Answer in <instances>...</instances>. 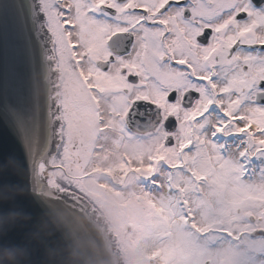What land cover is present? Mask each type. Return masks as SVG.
<instances>
[{"label": "snow or ice", "instance_id": "6c2138e0", "mask_svg": "<svg viewBox=\"0 0 264 264\" xmlns=\"http://www.w3.org/2000/svg\"><path fill=\"white\" fill-rule=\"evenodd\" d=\"M141 124L157 129L155 147L118 168L160 191L168 169L169 194H130L122 234L170 239L132 264H264V0H0V128L11 137L0 138V243H22L57 202L98 195L77 138ZM225 137H239L236 156ZM53 150L75 170L68 187L38 178V191L14 195L17 170L49 167Z\"/></svg>", "mask_w": 264, "mask_h": 264}, {"label": "flooded vegetation", "instance_id": "af4514ba", "mask_svg": "<svg viewBox=\"0 0 264 264\" xmlns=\"http://www.w3.org/2000/svg\"><path fill=\"white\" fill-rule=\"evenodd\" d=\"M102 112L105 120H109V111L107 108H102ZM152 124H155L156 117L153 116ZM139 130V131H136ZM157 129L146 124L140 126L132 125L130 128L121 132L118 128L112 126H103L101 129L96 130L95 139L89 140L88 137L77 138V143L83 139L85 145L88 146V150L91 152V159L87 163L88 177L84 181L85 185L94 189L98 194L96 199H93V206L100 211V206L104 203H108V214L105 215L108 223V228L113 234L117 247L123 257V264H132V258L134 252L142 250L145 254L152 251L155 243L153 239L161 236L158 230L147 231L138 240H132L129 242L127 238L122 234V224L125 219V215L133 208V203L130 201V194L133 190V182L136 181L138 186L142 187L143 191L148 189L152 192H159L151 183L145 182L140 178V175L130 171H125L124 177L121 180H116L111 177V171L115 162H124L127 159V153L133 152L137 149L138 145H142L144 148L149 146L155 147L153 139L156 136ZM122 137V138H121ZM222 145H227L225 152L228 155L236 156L239 151L238 145L240 144L239 137L232 140H228L226 137L218 141ZM61 162V157L54 153L50 160V173L53 176V181L59 183L61 186L68 187V184L72 181L75 175V170H69L67 167H57ZM168 169L161 167L160 176L158 177L159 183L165 187L167 179L165 174ZM75 191V189H71ZM109 199L106 194L110 191ZM117 191H121L122 195L115 194ZM123 194H125L123 196ZM112 198V200L110 199ZM134 203H137L134 201Z\"/></svg>", "mask_w": 264, "mask_h": 264}, {"label": "water", "instance_id": "95a60500", "mask_svg": "<svg viewBox=\"0 0 264 264\" xmlns=\"http://www.w3.org/2000/svg\"><path fill=\"white\" fill-rule=\"evenodd\" d=\"M0 138L6 142L11 140L7 130L3 128H0ZM43 170L45 168L40 171L34 168L18 169V174L25 183L14 186L13 194L26 196L38 191V178L47 181ZM79 196L78 203L64 199L52 207L45 208L31 223L22 243L10 246L0 243V250L25 248L29 254V264H48L49 260L54 264H122L114 238L107 230L102 216L97 214L83 196ZM9 215L14 216L10 222H18L20 226L28 225L32 220L31 215L26 213ZM42 220H47L50 227L40 231ZM70 253H74V256Z\"/></svg>", "mask_w": 264, "mask_h": 264}, {"label": "clouds", "instance_id": "9594fccd", "mask_svg": "<svg viewBox=\"0 0 264 264\" xmlns=\"http://www.w3.org/2000/svg\"><path fill=\"white\" fill-rule=\"evenodd\" d=\"M14 218L13 215L7 214V221ZM6 227V218L0 216V232H2ZM49 222L47 220H42L39 225V230L43 231L49 228ZM74 256V253H70ZM28 252L22 247L4 248L0 250V264H29ZM48 264H54L53 261L49 260Z\"/></svg>", "mask_w": 264, "mask_h": 264}, {"label": "rangeland", "instance_id": "374dc122", "mask_svg": "<svg viewBox=\"0 0 264 264\" xmlns=\"http://www.w3.org/2000/svg\"><path fill=\"white\" fill-rule=\"evenodd\" d=\"M258 178V177H257ZM135 190H137V191H139L140 189H135ZM136 191V192H137ZM144 192H146V191H142V193H144ZM83 194V193H82ZM106 194V197H107V199H109V196H110V193H105ZM169 194V192H168V187H167V185H166V189L164 188L163 189V191H160L159 190V192H152L151 194H149L152 198H154V199H159L161 196H167ZM84 195V194H83ZM85 197H87V198H89L91 201L93 200V199H96V197L95 196H97V195H84ZM111 200H112V198H110ZM93 202V201H92ZM132 203H133V208H134V206L136 205V203H134V200H132L131 201ZM133 208L132 209H130V211H132L133 210ZM258 212H259V210H257ZM100 212L101 213H104L105 215H107L108 214V203H104V205H102V206H100ZM247 212V209H245V210H243L242 211V213H241V215L243 216L245 213ZM189 233H187V232H185L184 233V235H188ZM174 235H175V233H174ZM169 237H166L165 236V238H161V236L160 235H158V237H155L154 239H153V242L155 243V245H154V248H156V247H158L160 244H162V243H167L168 241H169ZM153 247L151 248V250H153L154 249Z\"/></svg>", "mask_w": 264, "mask_h": 264}, {"label": "bare ground", "instance_id": "6f19581e", "mask_svg": "<svg viewBox=\"0 0 264 264\" xmlns=\"http://www.w3.org/2000/svg\"><path fill=\"white\" fill-rule=\"evenodd\" d=\"M121 138H122V137H121ZM119 164H120V163L116 162V164L113 165V167H112V173H113V175H115L116 179H119V180H120L121 177H122V175H123V172L119 170V168H118V165H119ZM137 189H138V188H137ZM115 194H119V195H121L122 192H121V191H117Z\"/></svg>", "mask_w": 264, "mask_h": 264}]
</instances>
